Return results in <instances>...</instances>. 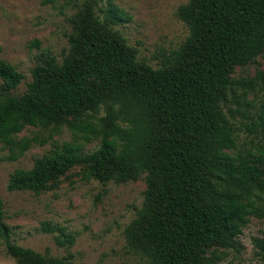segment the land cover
<instances>
[{"label":"trees","instance_id":"obj_1","mask_svg":"<svg viewBox=\"0 0 264 264\" xmlns=\"http://www.w3.org/2000/svg\"><path fill=\"white\" fill-rule=\"evenodd\" d=\"M62 0H44L56 4ZM115 0H84L69 18L72 32L62 61L42 53L32 80L0 60V144L17 161L36 139L18 140L27 127L73 140L56 144L31 169L11 175L10 192L57 190L77 167L85 179L124 184L145 177L144 200L124 231L128 250L144 264H218L220 249L242 248L250 219L264 218V72L233 77L264 56V0H187L177 18L189 36L164 54L158 68L139 59L116 27L131 17ZM40 48L38 41L34 42ZM238 118L241 128L237 126ZM254 136L238 150L239 133ZM99 141L93 151L86 145ZM58 232L59 246L75 237ZM0 239L16 264H77L18 245L5 223L0 197ZM254 246L264 264V237Z\"/></svg>","mask_w":264,"mask_h":264},{"label":"rangeland","instance_id":"obj_2","mask_svg":"<svg viewBox=\"0 0 264 264\" xmlns=\"http://www.w3.org/2000/svg\"><path fill=\"white\" fill-rule=\"evenodd\" d=\"M84 0H62L44 4V0H0V60L14 65L24 76L16 95L27 90L32 69L42 53H52L62 61L69 49L72 32L69 18ZM131 21L116 27L129 45L139 50V59L158 68L164 54L179 48L189 36L188 28L178 20V8L187 0H115ZM38 41L40 48L34 45ZM264 72V56L250 65L237 68L233 77L253 78ZM260 105L264 90L247 96ZM245 120L238 118L239 122ZM36 139L33 146L17 161L5 158L10 152L0 144V197L5 205V223L12 230L13 240L20 246L55 258L72 256L77 264H144V259L131 253L126 244L125 228L141 208L146 190L145 177L124 184H102L87 180L83 168L67 174L54 191L35 195L32 192L8 189L11 175L17 169H31L36 158L53 150L56 144L71 142L72 132L63 129L43 130L27 127L21 139ZM254 139L245 130L239 133L238 150L245 151ZM99 141L86 145L87 151L99 147ZM45 224L61 228L75 237L72 246L57 244L58 232L43 230ZM264 237V218H251L240 236L241 249H220L223 260L218 264H262L254 246L255 238ZM0 264H16L7 254L0 239Z\"/></svg>","mask_w":264,"mask_h":264}]
</instances>
